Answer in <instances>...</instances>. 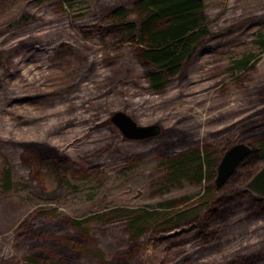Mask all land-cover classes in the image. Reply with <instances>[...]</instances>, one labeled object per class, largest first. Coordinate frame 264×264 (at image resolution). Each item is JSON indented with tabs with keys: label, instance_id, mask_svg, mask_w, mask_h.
<instances>
[{
	"label": "rangeland",
	"instance_id": "rangeland-1",
	"mask_svg": "<svg viewBox=\"0 0 264 264\" xmlns=\"http://www.w3.org/2000/svg\"><path fill=\"white\" fill-rule=\"evenodd\" d=\"M203 1L209 35L156 91L129 42L91 27L108 24L106 16L121 5L134 18V0H0L2 264H32L33 252H58L63 243L80 245L79 264H114L109 251L121 252L134 241L124 228L129 216L156 211L178 216L166 227L149 223L127 264H223L240 256H261L256 264H264V214L251 215L246 200L206 228L208 241L196 235L207 198L234 188L264 197L246 185L264 159L247 155L232 178L214 183L227 146L254 144L251 127L264 119V50L257 41L264 32V0ZM22 15L28 17L16 22ZM243 55L246 65L233 67ZM118 109L139 123H158L159 132L145 141L123 137L110 120ZM19 141H32L30 155L24 150L22 157ZM175 141L190 151L184 175L173 177L164 161L177 151L166 149ZM47 146L70 164H37L36 152ZM192 156L203 166L200 181ZM81 157L87 165L78 164ZM105 212L108 221L97 224ZM28 217L39 223L31 231L37 247L22 233Z\"/></svg>",
	"mask_w": 264,
	"mask_h": 264
},
{
	"label": "trees",
	"instance_id": "trees-1",
	"mask_svg": "<svg viewBox=\"0 0 264 264\" xmlns=\"http://www.w3.org/2000/svg\"><path fill=\"white\" fill-rule=\"evenodd\" d=\"M204 8L203 0H134L132 5V11H135L134 18L129 17L131 10L121 5L112 9L109 15L106 16L105 21H107L108 24L101 25L95 23L91 24V27L112 30L116 35L117 41L129 42L132 45V50L136 59L143 68V73L147 77L151 88L159 91L163 89L175 74L182 70L193 52L209 35V25ZM27 17V15H22L16 22H22ZM257 41L259 42V51H263L264 32L259 34ZM246 56L247 55H243L241 58H235L233 60V67L238 68L239 66L246 65ZM251 130L254 131L256 137L247 157L264 159V119L261 120L260 123L253 125ZM150 138L151 137H145L134 140L145 141ZM17 144L23 148L22 157L24 156V150L29 151L30 155L32 153L30 151L34 149L33 145H31L32 141H19ZM175 145H177L176 148ZM56 149L58 150L56 147L47 146L45 149L42 148L39 152H36L37 156L34 158L38 159L37 164L48 167L51 166L53 169H56V167H60L59 164L65 159L69 162L64 163L63 168L67 167L71 162L70 158L67 159L66 156L60 153L58 154ZM166 149L177 150L172 151L164 161L169 169L170 176L184 175L186 169L184 158L188 156L186 154L189 153L190 150H186L185 143L180 141L173 142V144L167 146ZM184 152L186 153L184 154ZM192 158L193 156L191 159ZM85 160L86 157L79 158L78 164L84 163L87 165ZM194 160L193 158V163L195 164L196 161ZM196 165H198L199 169L195 172V177L197 181H200L203 177V166L201 165V161L197 162ZM61 170L63 169L61 168ZM52 172L59 173L58 170H52ZM55 175L57 176V174ZM8 177V170H5V179L7 181H9ZM230 178H232V176H230ZM209 198L204 201V209L202 208L203 215H201V228L196 234L199 238H203L204 241H208L209 233H211V230H206V228L225 221L236 211L241 210L242 200H246L249 203L248 209L252 212L251 215L264 214V197H252L246 190L240 188H234L228 191L225 190L219 193L218 196ZM106 213L107 212L98 214V218L94 219V221H96L97 224L108 221L105 219L107 217ZM161 213L165 216H161ZM151 215L142 218H139L138 215L129 216L126 220L128 227L124 228L129 232L128 239L134 241L128 246H124L121 252L109 251L111 258L115 260L114 264H127L129 260L132 261L134 259L133 255H135V250L139 246V241L135 239L139 238V234L149 227V223L154 222V224L161 227H166L172 225L175 217L178 216V214L173 212L168 215L167 211H156L155 215ZM92 217L95 216H91L90 218ZM90 218H86L83 222L89 223ZM21 224L26 228L22 231L23 235L30 238V243L37 247L39 245L38 238L36 235L31 234V231L35 232L39 223L28 217L24 219ZM19 232L18 229L17 233ZM150 237H152V235ZM152 239L155 241L158 240L155 238H148V240ZM77 241L80 242L81 240L78 238ZM146 247L151 246L147 245ZM164 248L166 252L164 256H162V259L164 262H167L169 260L167 258V250L170 249V245L166 244ZM80 250L81 248L78 244L75 246V244L63 243L58 252L53 250V248L44 250L41 248L40 251L37 250L35 253L33 252L32 256L29 257L31 261H33L32 264H79L77 254ZM83 253L86 254L85 251ZM259 257L261 256H240L238 260L232 258L223 264H256L257 261H260V259H258ZM0 264H2L1 261ZM171 264H173V262Z\"/></svg>",
	"mask_w": 264,
	"mask_h": 264
},
{
	"label": "water",
	"instance_id": "water-1",
	"mask_svg": "<svg viewBox=\"0 0 264 264\" xmlns=\"http://www.w3.org/2000/svg\"><path fill=\"white\" fill-rule=\"evenodd\" d=\"M110 120L117 126L121 134L128 139L150 137L159 132L158 123H139L130 113L122 109L113 111ZM250 151L251 145L245 141H236L227 146L216 166L215 185L220 186L224 183ZM246 185L253 188L260 195H264V165L253 174Z\"/></svg>",
	"mask_w": 264,
	"mask_h": 264
}]
</instances>
